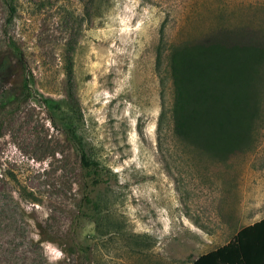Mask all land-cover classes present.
Listing matches in <instances>:
<instances>
[{
  "label": "rangeland",
  "instance_id": "1",
  "mask_svg": "<svg viewBox=\"0 0 264 264\" xmlns=\"http://www.w3.org/2000/svg\"><path fill=\"white\" fill-rule=\"evenodd\" d=\"M7 1L0 264H190L264 217V84L253 142L218 158L174 133L167 60L215 29L264 36V0ZM78 147L103 169L91 204Z\"/></svg>",
  "mask_w": 264,
  "mask_h": 264
},
{
  "label": "trees",
  "instance_id": "2",
  "mask_svg": "<svg viewBox=\"0 0 264 264\" xmlns=\"http://www.w3.org/2000/svg\"><path fill=\"white\" fill-rule=\"evenodd\" d=\"M9 8L13 10L10 4ZM6 33L5 28H0L1 36ZM163 35L162 27L157 62L162 56ZM6 44L21 62V48L12 39ZM167 60L174 96L173 131L177 137L218 158L249 146L262 107L264 36L247 29H215L200 38L172 44ZM8 62L6 57H0V69L6 71ZM4 98L0 93V101ZM76 128L69 125L66 130L79 143ZM78 151L88 179L82 202L91 204V191L101 182L103 169L83 148L78 147ZM190 264H264V217L241 227L226 243L201 254Z\"/></svg>",
  "mask_w": 264,
  "mask_h": 264
}]
</instances>
